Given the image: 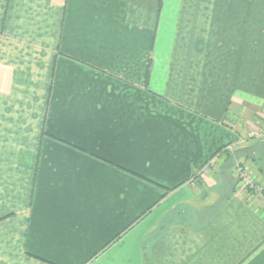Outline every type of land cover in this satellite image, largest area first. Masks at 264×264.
Listing matches in <instances>:
<instances>
[{
    "label": "crops",
    "instance_id": "crops-1",
    "mask_svg": "<svg viewBox=\"0 0 264 264\" xmlns=\"http://www.w3.org/2000/svg\"><path fill=\"white\" fill-rule=\"evenodd\" d=\"M263 106L264 0H0V264H264L188 185Z\"/></svg>",
    "mask_w": 264,
    "mask_h": 264
},
{
    "label": "rangeland",
    "instance_id": "rangeland-1",
    "mask_svg": "<svg viewBox=\"0 0 264 264\" xmlns=\"http://www.w3.org/2000/svg\"><path fill=\"white\" fill-rule=\"evenodd\" d=\"M264 107V106H263ZM258 107L254 114H259V125L250 129L247 135L238 141L226 145L213 155L188 181L192 188L206 187L205 180H215V192L219 191L213 209L206 211V216L212 210L218 209L229 198L234 196L247 200L251 206L264 209V112ZM262 108V109H261ZM242 169L247 181L239 176ZM217 190V191H216ZM166 222H163L164 226ZM124 231L117 235L120 237Z\"/></svg>",
    "mask_w": 264,
    "mask_h": 264
},
{
    "label": "built area",
    "instance_id": "built-area-1",
    "mask_svg": "<svg viewBox=\"0 0 264 264\" xmlns=\"http://www.w3.org/2000/svg\"><path fill=\"white\" fill-rule=\"evenodd\" d=\"M238 172H239V176L242 177V179H244L245 181H247V177H245L246 175H244L242 169H239Z\"/></svg>",
    "mask_w": 264,
    "mask_h": 264
},
{
    "label": "trees",
    "instance_id": "trees-1",
    "mask_svg": "<svg viewBox=\"0 0 264 264\" xmlns=\"http://www.w3.org/2000/svg\"><path fill=\"white\" fill-rule=\"evenodd\" d=\"M218 152H219V151H218ZM218 152H217V153H218Z\"/></svg>",
    "mask_w": 264,
    "mask_h": 264
}]
</instances>
